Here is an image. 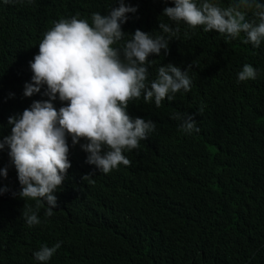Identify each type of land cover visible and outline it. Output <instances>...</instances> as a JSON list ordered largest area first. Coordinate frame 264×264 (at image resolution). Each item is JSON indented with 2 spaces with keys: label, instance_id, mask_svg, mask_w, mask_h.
Listing matches in <instances>:
<instances>
[{
  "label": "trees",
  "instance_id": "trees-1",
  "mask_svg": "<svg viewBox=\"0 0 264 264\" xmlns=\"http://www.w3.org/2000/svg\"><path fill=\"white\" fill-rule=\"evenodd\" d=\"M125 3L137 11L128 14L123 32L158 34V22L177 29L167 56L148 57L149 79L159 65L190 66V89L159 107L142 96L128 102L130 116L151 119L156 127L124 152L127 166L96 171L79 143L70 146V167L51 216L44 215L46 204L16 195L15 169L7 150H0V167L7 165L0 178V264H38L32 253L56 241L61 246L46 264H264V41L253 48L243 33L226 39L171 21L161 15L171 0ZM219 3L225 7L230 0ZM115 6L116 0H0V137L10 132V115L47 99L22 95L43 34L60 18L90 22L93 12L107 14ZM246 18L255 19L252 10ZM245 63L259 71L238 82ZM175 112L194 114L199 132L185 134ZM29 209L40 223L26 224Z\"/></svg>",
  "mask_w": 264,
  "mask_h": 264
},
{
  "label": "clouds",
  "instance_id": "clouds-1",
  "mask_svg": "<svg viewBox=\"0 0 264 264\" xmlns=\"http://www.w3.org/2000/svg\"><path fill=\"white\" fill-rule=\"evenodd\" d=\"M116 5L107 14L93 12L90 22L75 15L60 18L43 34L28 62L32 75L22 95L40 93L47 99L33 100L21 113L10 115L6 121L10 132L0 137V150H7L20 186L16 195L35 200L37 206L46 204L45 216L57 207L55 193L70 167V146L79 143L86 153L85 163L96 171L108 173L120 164L129 165L124 152L137 148L156 125L151 119L130 116L128 102L142 96L159 107L162 100L189 91L192 84L190 66L181 70L172 63L159 65L155 78L149 79L153 60L148 57H160L161 52L167 56L177 29L158 22V34L140 29L125 33L122 25L137 8L125 0H116ZM171 5L161 11L171 21L203 26L204 32L215 31L226 39L243 33V42L253 48L264 41V0H230L225 7L219 0H171ZM249 10L255 19L246 18ZM258 71L245 63L237 81L255 79ZM54 101L60 102L58 108ZM172 118L185 134L199 132L194 114L175 112ZM6 175L7 165L0 167V178ZM25 222L40 223L36 211L29 209ZM60 246L61 241L42 244L32 255L38 264H46Z\"/></svg>",
  "mask_w": 264,
  "mask_h": 264
}]
</instances>
